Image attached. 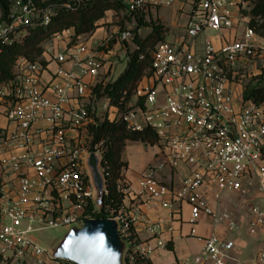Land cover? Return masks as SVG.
I'll return each instance as SVG.
<instances>
[{
    "label": "built area",
    "instance_id": "2783aa9c",
    "mask_svg": "<svg viewBox=\"0 0 264 264\" xmlns=\"http://www.w3.org/2000/svg\"><path fill=\"white\" fill-rule=\"evenodd\" d=\"M47 1L8 0L7 16L0 10V42L20 43L36 21L47 26L52 10L38 7ZM66 1L63 7L70 8L89 0ZM121 1L124 12L133 15L178 2ZM187 2L190 10L183 33L172 42L163 39L154 46L149 72L139 80L122 111L92 94L102 64L80 36L68 34L65 49L51 55L56 69L47 82L42 79L45 67L38 62L19 57L13 63V79L0 87V107L5 106L3 117L10 128L2 134L0 152L8 154L0 160V264H70L53 261L34 234L79 227L95 219L93 209L91 214L86 212L92 204L82 165L88 154L82 138L91 141L87 128L96 119L119 121L131 133L150 130L156 135L154 147L161 159L158 164H147L138 180L136 195L143 204L167 208L171 218L186 206L191 226L205 217L213 228H223L221 235L200 238V252L183 264H264V208L248 210L245 234L251 248L246 257L235 254L232 235L239 227L225 208L231 197L251 189L264 199V102L242 98L243 87L264 71V42L246 24L241 34L236 33L242 21L239 0ZM207 30L220 35L228 32L231 37L214 47L204 35L197 45V38ZM69 32L73 31L52 37ZM129 39L130 30L118 33L117 40ZM110 41L106 37L102 45ZM97 110L102 114L97 116ZM39 123L47 128L36 129ZM67 130L76 138L66 154L68 160L59 166L63 148L69 145L64 135ZM15 146L23 149L22 156L12 154ZM89 153L102 155L103 148L90 144ZM164 170L168 171L167 182L156 177ZM14 182L15 194L10 195L6 187ZM118 186L124 194L125 184L120 181ZM103 219L118 223L128 264L136 256L147 258L156 248H164L159 239L154 246L138 243L124 209L108 210Z\"/></svg>",
    "mask_w": 264,
    "mask_h": 264
},
{
    "label": "trees",
    "instance_id": "16d2710c",
    "mask_svg": "<svg viewBox=\"0 0 264 264\" xmlns=\"http://www.w3.org/2000/svg\"><path fill=\"white\" fill-rule=\"evenodd\" d=\"M66 0H49L38 7H50L52 15L47 26H41L39 21L35 26L28 28L27 35L20 43L4 45L0 42V87L13 79L12 66L19 58L23 57L28 62H38L42 66V44L55 34L71 29L74 36L92 34L99 26L98 22L104 19L105 13L124 11L121 0H89L82 1L79 6L63 7ZM239 15L246 19V27L258 38L264 39V0H239ZM0 10L6 17L9 10L8 0H0ZM127 14V13H126ZM136 17V28L131 30L133 50L127 52L124 59L125 67L113 82L99 81L92 87V94L97 98H105L109 106L122 111L130 99L137 83L150 69L151 53L154 46L164 39L166 28L157 20L150 19L146 22L141 14H127ZM148 29V33L141 37L138 31ZM242 98L255 103L264 102V71L253 77L243 87ZM95 125L87 128L90 144L101 145L103 148L101 167L103 169L106 189L100 213L93 214L95 219L106 218L107 211L123 209L124 194L118 183L121 180V170L126 168L121 155L127 142L140 143L153 147L157 143L156 135L150 130L131 133L125 129L121 122L95 120ZM93 207L90 204L86 212L91 214ZM133 232V228L130 227ZM124 264H128L123 258ZM146 258L136 256L131 264H146Z\"/></svg>",
    "mask_w": 264,
    "mask_h": 264
},
{
    "label": "crops",
    "instance_id": "0c3cea01",
    "mask_svg": "<svg viewBox=\"0 0 264 264\" xmlns=\"http://www.w3.org/2000/svg\"><path fill=\"white\" fill-rule=\"evenodd\" d=\"M242 21H245L244 24H246V19L242 18ZM71 33L73 32L63 33L58 36V38L51 37V39L42 44V59L45 63V72L42 75L44 82H47L50 79V75L56 69V64L51 60V55L55 52H62L65 49L69 41L67 35ZM106 37L109 36H107L106 31L102 27H98L90 35L80 36V39L85 42L89 52L101 60L102 68L99 71L98 82H113L125 67V61H123L124 58L122 59L123 63L120 66V70L114 73L115 63L117 62L114 56L116 49L111 48V43L102 45ZM230 37L231 34L223 32L221 35L217 34L213 39L210 38V40L214 47H218ZM260 42H264V39H260ZM119 53L117 55H120ZM67 67H69V64ZM102 101V99L98 101L100 103L99 105L102 104ZM79 103L82 104L83 101H79ZM73 105L76 106L78 103L73 102ZM93 105L95 106V103H93ZM4 108V105L0 107V152L4 148V137L2 134L10 129L3 117ZM100 114H102L100 110H97V116ZM35 128L44 131L47 128V125L39 123ZM64 135L65 140L69 142V145L65 144V147L63 148L65 155L58 160L59 166H62L68 160L66 154L72 150L73 142L76 138V134L69 130L65 131ZM41 138H44V133L41 135ZM17 143L18 142H15V144ZM136 148L141 150L144 146L140 143L127 142L121 155L122 162L126 163V168L121 170L120 180L127 187L122 203L125 214L131 222L138 243H145L154 246L156 239H159L164 243V248H156L149 256H147L146 264H183L190 256L200 252L202 247L200 238L207 237L212 233L221 235L223 233V228H213L211 220L205 217L201 218L195 225L191 226L187 222L189 218V208L186 206H181L180 215L171 218L169 209L143 204L142 200L136 195L139 191L138 180L141 177L145 163L149 162L152 158H155V161L157 160V163L155 164H158L160 159L156 155L157 149L154 146H148L149 153H144L147 156V160H145V163H141V165L137 166L135 158L132 155V150ZM153 148L156 151L153 150ZM11 152L12 154H15V156H22L24 154L23 149L18 148L17 146H15V150ZM7 156V152L0 153V160L5 159ZM28 173L31 174V171L28 170ZM156 177L159 179L162 178L167 182L168 171L164 170L162 173L157 174ZM7 179H9V177ZM16 187L17 185L14 182L6 188L10 189V195H13L15 194ZM60 229L64 232L68 228ZM191 230H193V235H190ZM240 232L241 229L239 228L237 233L233 234L232 237L235 239V254L242 257L243 251L246 250L249 254L251 247L249 241L245 242L241 239L239 235Z\"/></svg>",
    "mask_w": 264,
    "mask_h": 264
},
{
    "label": "rangeland",
    "instance_id": "374dc122",
    "mask_svg": "<svg viewBox=\"0 0 264 264\" xmlns=\"http://www.w3.org/2000/svg\"><path fill=\"white\" fill-rule=\"evenodd\" d=\"M188 0H178L176 4L172 7H155V8H147L144 13H142L143 19L148 22L150 19L159 21L166 28V35L164 36L165 41L172 42L177 35L183 33V26L187 18V14L190 10V5L187 2ZM245 21H241L240 24L236 28V33L239 35L243 31V27ZM98 26L104 28L107 36L111 37V48L116 49L115 52V70L114 73L120 70V66L122 65V59H124L127 55V52L133 50L134 46L129 39L128 41H119L117 40L118 33L124 30H133L136 28V17L128 16L123 10L119 12H106L104 19L98 22ZM148 33V29L141 28L138 31V34L141 37H144ZM207 36L208 38H215L217 33L212 30H207L204 34H201L197 40L196 44L200 45L203 36ZM120 52V53H119ZM120 55H117V54ZM124 61V60H123ZM82 145L85 151L89 154L90 149V139L85 137L82 138ZM144 148L141 150L139 148L132 150V155L135 158L137 166L141 165V163H145L147 160V156L144 153H149L148 146L143 145ZM153 150H155L153 148ZM156 151V150H155ZM156 157V156H155ZM159 157V156H157ZM159 159H161L159 157ZM155 158H152L149 162L145 163V167L147 164H155ZM144 167V168H145ZM252 206H261L264 208V199L262 196L256 192L254 189L249 190L246 194L235 195L231 197L228 201H226L225 208L227 212L231 215L233 220L238 224V227L241 229L240 237L243 241H249L246 237V220L248 210ZM63 230L60 228L55 229H47L42 232L35 233V238L40 243L41 247L45 249L47 252L52 248L55 239L59 238ZM250 252V251H249ZM248 252L246 250L243 251V256H248Z\"/></svg>",
    "mask_w": 264,
    "mask_h": 264
},
{
    "label": "water",
    "instance_id": "95a60500",
    "mask_svg": "<svg viewBox=\"0 0 264 264\" xmlns=\"http://www.w3.org/2000/svg\"><path fill=\"white\" fill-rule=\"evenodd\" d=\"M102 155L87 154L82 165L91 188V204L96 213L101 212L106 184L101 172ZM103 237V241H101ZM126 243L119 237L118 223L112 219L85 220L81 226L66 229L48 251L53 261L70 264H113V255L118 254L116 264H124Z\"/></svg>",
    "mask_w": 264,
    "mask_h": 264
},
{
    "label": "clouds",
    "instance_id": "9594fccd",
    "mask_svg": "<svg viewBox=\"0 0 264 264\" xmlns=\"http://www.w3.org/2000/svg\"><path fill=\"white\" fill-rule=\"evenodd\" d=\"M117 259H118V254L113 255V264H116Z\"/></svg>",
    "mask_w": 264,
    "mask_h": 264
},
{
    "label": "snow or ice",
    "instance_id": "6c2138e0",
    "mask_svg": "<svg viewBox=\"0 0 264 264\" xmlns=\"http://www.w3.org/2000/svg\"><path fill=\"white\" fill-rule=\"evenodd\" d=\"M101 241H103V237H101Z\"/></svg>",
    "mask_w": 264,
    "mask_h": 264
}]
</instances>
